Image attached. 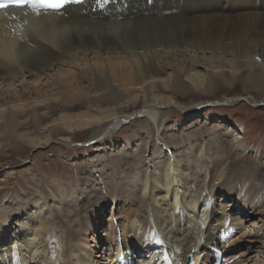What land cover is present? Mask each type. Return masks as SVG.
<instances>
[{"label": "bare ground", "instance_id": "obj_1", "mask_svg": "<svg viewBox=\"0 0 264 264\" xmlns=\"http://www.w3.org/2000/svg\"><path fill=\"white\" fill-rule=\"evenodd\" d=\"M104 1L98 9V0H59L64 9L61 13L57 8L45 10L44 3L39 2L33 7L9 4L0 9V137L27 141L32 146L48 143L52 139L48 133L34 137L28 131H19L29 122L35 127L41 125L35 115L44 107L51 117L59 114L41 125L45 131L51 126L58 133L75 132L92 125L97 127L95 131L103 129L96 136L103 140L105 131L112 132L130 117L121 114L123 108L137 102L132 97L126 99L130 90L141 94V115H148L157 124L165 107L176 106L182 111L200 107L197 103L186 106L163 93L171 83L182 95L200 85L209 94L224 82L230 86L239 82L246 92L264 89V0H219V6L201 0H144L151 5L148 14L145 10L132 17L123 12V0ZM218 7L222 12L215 15L204 12ZM225 59L229 64H223ZM176 60L184 63L182 67L174 64ZM232 64L238 65L237 69L231 70ZM192 66L207 70L206 78L191 75L188 85L183 76ZM166 68L171 76H160ZM44 79L46 85L42 84ZM92 93L113 106L92 116L89 112H61L78 109ZM29 112L32 118L22 116ZM160 127L156 139L161 153H168L167 158L160 153L156 160H150L148 169L134 171L130 181L131 192L138 194L136 201L141 200L143 215L138 217L132 207H126L136 204L127 201L128 191L116 199L113 196L116 222L94 243L88 242L86 234L77 233L76 225L67 221L68 215L64 216L61 209L57 208L58 216H44L50 210L41 198L17 209L10 195L17 200L20 187L11 188L6 181L0 187V264H186L189 255L195 264H210L212 259L225 264L227 261L221 262L218 255L224 247L219 252L218 246L209 250L214 241L218 245L210 230L218 220L217 206L211 195L205 196V188L196 186V178L189 174V162L169 153ZM241 190L244 193L236 199L243 213L253 216L249 208L256 204L255 197L249 196L244 186ZM229 194L227 191L224 196ZM94 210L97 213L91 215L87 228L91 234L98 224L96 214L103 215L100 206ZM231 219L230 223L236 225ZM258 234H263L258 255L262 256L260 264H264V232L250 230L246 238L253 245L261 239ZM98 245L102 247L100 258H94ZM114 248L117 262L108 261L106 256ZM134 249L138 257L131 252ZM251 259L254 256L235 264L259 262Z\"/></svg>", "mask_w": 264, "mask_h": 264}, {"label": "rangeland", "instance_id": "obj_2", "mask_svg": "<svg viewBox=\"0 0 264 264\" xmlns=\"http://www.w3.org/2000/svg\"><path fill=\"white\" fill-rule=\"evenodd\" d=\"M201 1L208 3L212 1L211 4L215 3L216 6L220 3L219 0ZM98 3V9H101L105 1L98 0ZM196 4L205 6L201 2ZM196 4L194 6H197ZM150 6L144 0H123L122 4L123 12L130 14L131 17L145 10V14H148ZM42 7L51 10L47 3ZM56 11L64 12L63 5ZM219 11L222 12L221 7L204 10L212 15ZM108 13L113 14L110 9ZM128 18L130 17L127 16ZM260 58V56L255 57L257 61H260ZM226 60L223 64H229ZM174 64L182 67L184 63L176 60ZM232 66L231 70L238 67L234 64ZM225 67L229 68V65ZM170 73L171 70L166 68L160 76L170 77ZM206 73L207 70L203 67L192 66L183 78H186V83L189 85L191 75L204 79ZM46 80L42 81L43 85L47 84ZM173 88L171 83L169 90L163 93L186 106L197 103L200 107H195L191 111H182L176 106L165 107L159 115L157 124L161 126V138L170 146L169 153H177L179 160L189 162V174H193L196 178V186L205 188V196L211 195L212 201L217 206L218 220L210 230L215 240H218V245L214 241L209 250L211 252L214 246H218L219 252L220 248L224 247L225 251H220L218 255L221 256V262L227 261L225 264H235L239 259L242 261L248 256H254L251 260H259L256 264H260L262 256L258 255V250L261 253L263 234H258L261 239L253 245L246 237L250 230L264 232V89H252L246 92L239 82L233 86L224 82L220 86L215 85L209 94H206L203 85H200L196 90L182 95ZM130 91V96L126 99L132 97L137 102H131L129 109L123 108L121 114H131L130 117L138 115L129 121L122 120L123 122L117 128H113L112 132L105 131L101 137L106 136L103 140L96 138L103 129L95 131L97 127L92 125L75 132L58 133L51 126L45 131L41 125L50 122L51 118L59 114L51 117L52 114L48 115L44 107L35 115L40 119L41 125L35 127L29 122L23 124L19 131H28L29 135L34 137L48 133L52 138L48 143L32 146L27 141L15 142L8 137H0V187L4 186L6 181H9L8 186L11 188L13 185L20 187L19 200L14 198V194L10 195V200L17 204V209L22 210L35 198H41L50 210V213L46 210L44 216L49 214L51 217L58 216L57 208L61 209L64 216L68 215L67 221L76 225L74 227L77 233L83 236L86 234L89 243H94L95 238L101 240L104 236L103 230L111 228L116 222L114 218L116 206L111 199L113 196L116 199L117 196L124 195L128 191L130 199L127 198V201L131 200L136 204L126 207H132L135 213H138V217L143 215L141 200L138 198V202L136 201L138 194L131 192L130 181L134 171L150 167V162L157 159L161 148L156 139L158 125L148 115H141L140 111L144 106L141 94L136 90ZM247 96L255 101L246 99ZM226 99L232 100L229 102L225 101ZM113 104L105 99H99L92 93L78 106V109L68 108L61 112H73L72 114L89 112L88 114L92 116L102 110H108ZM22 116L32 118L30 112ZM202 148L204 151L200 152ZM162 154L163 158H167L168 153L162 152ZM206 176L208 180H205ZM241 186H244L249 196L255 197L256 206L249 208L250 212L254 213L253 216L251 213H243L244 208L236 199L237 195L244 193ZM224 191H229L231 194L224 196ZM94 192L98 195L96 199ZM63 194L66 196L63 197ZM221 204L225 206L226 213L223 212ZM56 205L57 207L54 208ZM96 206L102 208L100 211L103 215L96 214L98 224L95 234H91L87 232V228L91 215L97 213L94 210ZM231 217L236 221V225L230 223ZM247 217L250 218L242 223V219ZM225 219L228 221L227 224L218 223L224 222ZM101 242L103 247V241ZM102 247L97 246L94 258L95 256L100 258L99 251ZM115 250V248L109 250L110 253L106 255L110 258L108 261L117 262ZM135 251L134 249L131 252L138 257L139 254ZM252 261L247 260L248 263ZM214 263L217 264L218 261L212 259L210 264Z\"/></svg>", "mask_w": 264, "mask_h": 264}, {"label": "snow or ice", "instance_id": "obj_3", "mask_svg": "<svg viewBox=\"0 0 264 264\" xmlns=\"http://www.w3.org/2000/svg\"><path fill=\"white\" fill-rule=\"evenodd\" d=\"M34 2H39V3H45V0H8V2H2L0 0V9H6L9 7V4H13L17 7H21L25 4H31ZM47 6L51 8H59L61 7V3L59 0H47Z\"/></svg>", "mask_w": 264, "mask_h": 264}, {"label": "water", "instance_id": "obj_4", "mask_svg": "<svg viewBox=\"0 0 264 264\" xmlns=\"http://www.w3.org/2000/svg\"><path fill=\"white\" fill-rule=\"evenodd\" d=\"M137 115L130 117V119L133 118V117H136ZM130 119L127 118L125 121H129ZM186 264H193V258H192L191 255L188 256Z\"/></svg>", "mask_w": 264, "mask_h": 264}]
</instances>
